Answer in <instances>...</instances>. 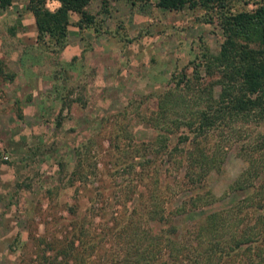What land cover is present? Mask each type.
<instances>
[{
    "label": "rangeland",
    "instance_id": "1",
    "mask_svg": "<svg viewBox=\"0 0 264 264\" xmlns=\"http://www.w3.org/2000/svg\"><path fill=\"white\" fill-rule=\"evenodd\" d=\"M107 1V10L101 0L86 6L95 17L91 24L78 27L80 15L72 13L62 44L48 33L38 40L29 0H12L0 10V264H47L42 255L52 251L44 243H59L53 249L61 252L74 217L88 229L97 228L100 219L90 211L95 212L92 206L101 196L107 197L105 204L112 202L122 179L117 172L112 176L109 161L127 144L153 152L164 145L169 152L176 145L173 153H184L176 144L181 128H173V114L161 130L168 138L158 145L160 130L151 120L160 94L192 89L176 81L183 70L193 78L197 55L217 51L223 39L219 10H168L151 0ZM255 3L229 0L227 8L253 9ZM44 5L54 11L60 3L46 0ZM198 69L203 76V68ZM227 126L209 136L208 145L227 154L222 167L208 174L207 187L219 200L204 211L246 195L223 197L245 166L238 147L264 134V122ZM166 167L167 175H161H166L173 203L179 204L186 195L176 186L184 169ZM70 205L75 215L67 212ZM199 211L174 220L186 226ZM91 218L92 224L86 222Z\"/></svg>",
    "mask_w": 264,
    "mask_h": 264
},
{
    "label": "trees",
    "instance_id": "2",
    "mask_svg": "<svg viewBox=\"0 0 264 264\" xmlns=\"http://www.w3.org/2000/svg\"><path fill=\"white\" fill-rule=\"evenodd\" d=\"M45 1L29 0L28 4L38 40L48 33L62 44L74 12L80 15L78 27L95 22L94 15L86 9L91 0H58L60 5L54 11L45 7ZM151 1L168 10H219L223 39L217 51L197 55L193 78L183 70L176 81L192 89H169L160 94L159 110L151 120L154 130H160L155 137L158 145L168 138L161 130L166 118L173 114V128H181L176 144H182L184 153H173L176 145L169 152L165 145L153 152L127 144L109 161V170L115 168L112 176L118 173L122 179L121 185L114 188L112 202L105 204L107 197L101 196L92 206L95 212L90 211L92 218L94 214L99 217L98 227L88 229L83 219L74 217L69 223L66 247L56 253L53 248L59 243H44L52 252L42 258L47 264H264V134L260 132L253 141L238 147L237 154L245 166L223 197L240 191L246 195L218 209L203 210L219 200L207 187L208 174L222 167L227 154L217 153L213 145H208L209 136L227 125L264 122V0H252L256 2L253 9L237 11L227 8L229 0ZM11 3L12 0H0V10ZM101 3L107 10L108 1ZM198 68H203V76ZM157 145L151 144L155 149ZM58 165L63 167L60 161ZM168 165L184 169L176 185L186 194L179 204L173 203L165 177ZM72 167L75 178L77 162ZM162 171L167 172L164 177ZM197 209L198 217L192 223L180 226L175 222L176 216ZM67 212L76 214L73 205ZM92 218L86 222L92 224ZM60 255L63 261L58 260Z\"/></svg>",
    "mask_w": 264,
    "mask_h": 264
}]
</instances>
